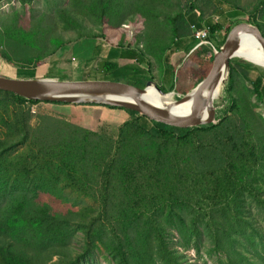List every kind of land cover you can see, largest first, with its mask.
<instances>
[{
	"label": "trees",
	"instance_id": "1",
	"mask_svg": "<svg viewBox=\"0 0 264 264\" xmlns=\"http://www.w3.org/2000/svg\"><path fill=\"white\" fill-rule=\"evenodd\" d=\"M16 1L26 7L33 0ZM240 2L69 0L53 21L47 14L27 20L15 10L0 20V64L48 78L59 50L138 22L136 43L121 45L103 69L116 83L144 89L154 82L169 94L178 89L175 78L193 74L200 83L208 76L213 50L245 21L236 20L244 12ZM251 12L255 17L245 22L264 36V0H255ZM193 14L208 38L190 54L200 43L189 22ZM58 25L76 37L57 35ZM258 68L251 94L263 102L264 67ZM237 77L231 66L228 106L217 124L179 129L119 109L130 118L115 140L59 116L32 122L33 105L68 104L0 91V264H87L101 247L114 264H190L184 251L200 223L227 258L222 264H264V229L246 207L264 208V118L258 104L233 97ZM68 190L95 206L77 215L43 201L44 194L66 199ZM77 231L84 243L79 253L69 247ZM172 231L186 245L172 243Z\"/></svg>",
	"mask_w": 264,
	"mask_h": 264
},
{
	"label": "rangeland",
	"instance_id": "2",
	"mask_svg": "<svg viewBox=\"0 0 264 264\" xmlns=\"http://www.w3.org/2000/svg\"><path fill=\"white\" fill-rule=\"evenodd\" d=\"M68 3L69 0H33L30 4H27L26 7H21L16 0H3L0 3V20L3 17L10 15L12 12L17 10L18 12H20L21 16H23L27 20L36 19L43 14H47L49 16L48 21H53L55 19V11L59 7L67 6ZM253 3H255V0H241L240 8L244 12H242V14L239 17H237L236 20L247 21L248 19L255 17L254 14L251 12V9L253 8ZM139 26H141L140 23L136 22L135 25L128 24L127 26L117 29L115 31L114 29L113 30L109 29L105 31V35H104L105 39L101 38L99 41H101L104 44L105 51L108 52L112 51L113 53H118L119 52L118 48L121 47V45H123L124 47H128L129 45L133 46L136 43L137 37L140 34ZM93 31L96 34H98L99 32L97 28H94ZM55 33L57 35H63L65 39H69V38L73 39L76 37V31L74 30L64 31L61 25L57 26ZM81 40L82 41L87 40L90 42L91 39L90 38L80 39L77 42H75L72 46L65 47L62 50H59L56 55L52 56L51 59L53 62L57 64V67L55 66V68L53 69L51 67L52 70L49 73H47L48 75H54L60 80L78 81L76 80L77 79L76 75L73 74L72 71H70V69H72L73 66H75L78 63L77 61L72 62L73 59L71 57V48L74 52H76L77 47L75 45L78 44V42ZM217 40L221 42L223 40V34L217 35ZM90 44L91 43L88 44V47ZM107 53L105 55H107ZM249 57H253V56H249ZM244 58L246 59L243 60L237 58V62H233L230 65L229 79L231 73V66L238 74L237 86L235 88V91L233 92V97L237 99L241 95L247 99V102H251L253 106L254 104H258L256 108V112L262 114L264 118V101L259 102V100H257L255 95L251 94V90H252L251 86L258 77V75H260V70L258 66L264 67V63L258 59L257 60L248 59L247 56H245ZM92 62L94 63V71L96 73H93L89 78V80L92 79L93 81H98V82H115L117 80V78L113 73L107 74L104 71L103 68L106 62V58L100 57V55L96 57L94 56V60ZM251 63L254 65H252ZM39 75H41L40 72L36 70L5 68L2 67L0 64V76L3 77L13 78V79L14 78L32 79V78H37ZM175 79L176 82L178 83V89L177 91L171 92L176 94L174 96V101H178L180 98L185 96L186 94L182 95L184 94L183 92H187V91L191 92L194 88H196V86H198L201 83V82L199 83L198 78L193 74H189L184 79L183 78H175ZM229 79L224 87L223 95L221 96V99L216 102L213 101L215 119L212 125H215L220 121V119L223 116V112L227 109L228 106L227 89L229 86V81H230ZM165 87L168 91L170 90V85H166ZM62 108H63L62 105L51 104V103H40L33 105L32 113H31L32 122H35V120L40 116H47V115L54 117L59 116L67 119V117L64 116V114H62L63 113L61 111ZM126 115L129 116L128 114ZM118 125L119 126H105L104 128H102L103 132L100 131L99 133H102L115 140L117 131L119 127H121L122 123L119 122ZM66 195H67L66 199H59L58 197H54L48 194H44L42 198L43 201L50 203L52 206L60 210L61 213L74 212V214L79 215V212L81 211L82 207L95 206L87 198L81 197L78 194L71 192V190H68ZM246 207L248 208V212L250 210V213L255 217L256 223H260L261 227L264 229V208L258 205L256 202H253V204L248 203ZM200 228H202V231H200L197 236L196 235L192 236L191 242L189 243V245H187L189 249L184 251L185 255L187 256L188 262H190V264L225 263L227 258L219 255L218 251L215 248L213 239L208 235L209 233H207L204 230V226H202L201 223H200ZM171 242L172 243L181 242L185 244V242L180 238V236L175 231H172ZM83 245L84 243H83L82 232L77 231L73 236V238L70 240L69 247L73 252L79 253L83 249ZM177 247L181 251L184 250L179 245H177ZM89 258H90V262L87 264H114L110 259L107 258L102 247L101 250L98 249L92 250L89 254ZM56 261H57V257H54L52 262H56Z\"/></svg>",
	"mask_w": 264,
	"mask_h": 264
},
{
	"label": "water",
	"instance_id": "3",
	"mask_svg": "<svg viewBox=\"0 0 264 264\" xmlns=\"http://www.w3.org/2000/svg\"><path fill=\"white\" fill-rule=\"evenodd\" d=\"M247 33L254 36L264 53V36L257 26L245 22L235 25L223 46L218 51L213 50V64L208 76L191 92L167 107L156 106L146 100L145 96L150 88L163 98L172 95L174 99L176 95L163 93L154 82H149L144 89H138L116 82H83L56 78L13 79L0 76V91L31 101L123 109L137 113L150 122L179 129L209 126L215 119L214 95L220 84H226L229 79L230 62L236 58L246 59L239 55V51L242 36ZM188 102H191V110L187 115L174 113V108Z\"/></svg>",
	"mask_w": 264,
	"mask_h": 264
},
{
	"label": "crops",
	"instance_id": "4",
	"mask_svg": "<svg viewBox=\"0 0 264 264\" xmlns=\"http://www.w3.org/2000/svg\"><path fill=\"white\" fill-rule=\"evenodd\" d=\"M198 18V14H193L189 17L191 26L194 25L196 27L198 26L197 28H205V26L199 24ZM216 19L218 18L215 17L214 20ZM79 42L75 45L77 47L76 52H74L71 48L72 62L77 61L78 63L70 69V71L76 75V80L78 81H93L92 79L89 80V78L93 73H96L94 71V63L92 62L94 60V56L96 57L100 55V57L106 58V61L108 62H115V58L119 54L113 53L112 51H105L104 44L99 40L91 39L90 42L87 40H81ZM89 43L91 44L88 47ZM200 46L201 44H197V46L193 49L190 47V54ZM106 53L107 55H105ZM55 65L57 67L56 63ZM48 78L58 79L54 75H48ZM62 106V114H64L69 121L89 131H98L105 126H119V122L123 125L129 120V116L126 115L127 113L119 109H109L107 107L91 105L77 106L68 104Z\"/></svg>",
	"mask_w": 264,
	"mask_h": 264
},
{
	"label": "bare ground",
	"instance_id": "5",
	"mask_svg": "<svg viewBox=\"0 0 264 264\" xmlns=\"http://www.w3.org/2000/svg\"><path fill=\"white\" fill-rule=\"evenodd\" d=\"M244 54H252L250 56H253V57L247 56L248 59L264 60V53L260 45L258 44L257 40L254 38V36L249 33L244 34L241 39V50L239 51V55L244 56ZM225 77L226 76H224V80H225ZM225 85H226L225 83L220 84V86L215 92L213 101L215 102L218 101L219 98L223 95V90H224ZM145 98L149 103L154 104L156 106H160V107H167V106L172 105V103L175 102L172 95H168L165 98L160 97L157 91L154 90L153 88H150L147 90V94ZM190 110H191V102H188V103H185L183 105H180L174 108L173 111L177 115H187L190 112Z\"/></svg>",
	"mask_w": 264,
	"mask_h": 264
},
{
	"label": "built area",
	"instance_id": "6",
	"mask_svg": "<svg viewBox=\"0 0 264 264\" xmlns=\"http://www.w3.org/2000/svg\"><path fill=\"white\" fill-rule=\"evenodd\" d=\"M191 30L193 31L194 38L200 42L199 44L207 45V43L205 42L208 38L207 29H200L193 25L191 26Z\"/></svg>",
	"mask_w": 264,
	"mask_h": 264
}]
</instances>
